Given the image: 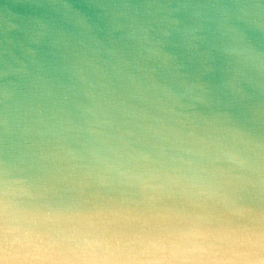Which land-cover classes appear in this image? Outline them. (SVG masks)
I'll list each match as a JSON object with an SVG mask.
<instances>
[{
    "label": "water",
    "instance_id": "obj_1",
    "mask_svg": "<svg viewBox=\"0 0 264 264\" xmlns=\"http://www.w3.org/2000/svg\"><path fill=\"white\" fill-rule=\"evenodd\" d=\"M16 229L264 258V0H0V241Z\"/></svg>",
    "mask_w": 264,
    "mask_h": 264
},
{
    "label": "clouds",
    "instance_id": "obj_2",
    "mask_svg": "<svg viewBox=\"0 0 264 264\" xmlns=\"http://www.w3.org/2000/svg\"><path fill=\"white\" fill-rule=\"evenodd\" d=\"M13 231L11 241H0V264H205L212 259L204 248L191 243L190 234L163 238L147 249H131L112 239L96 246H64L38 233ZM248 264H264V258L252 257Z\"/></svg>",
    "mask_w": 264,
    "mask_h": 264
}]
</instances>
